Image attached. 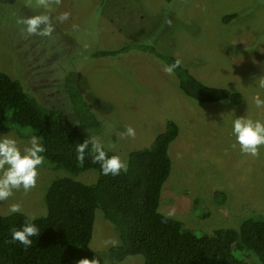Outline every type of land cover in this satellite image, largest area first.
<instances>
[{"label": "rangeland", "instance_id": "rangeland-1", "mask_svg": "<svg viewBox=\"0 0 264 264\" xmlns=\"http://www.w3.org/2000/svg\"><path fill=\"white\" fill-rule=\"evenodd\" d=\"M232 13L239 17L224 22ZM37 15L49 17L50 35L27 32L21 21ZM145 41L190 66L204 83L240 90L242 104L197 107L154 52L128 46ZM119 46L126 48L117 56H93ZM0 70L21 80L44 106L79 122L65 82L75 73L101 122L82 131L101 137L121 157L129 147H149L168 120L176 121L180 134L170 145L173 170L159 211L197 234L238 229L245 219L264 213V147L258 156L244 154L231 134L237 116L264 120V107L255 104L257 97L264 100L258 86L264 75V0H0ZM129 127L135 135H122ZM9 133L21 147L34 134L29 127L0 131ZM62 177L93 184L98 172L74 174L45 159L36 185L14 190L0 201V213L11 214V205L20 204V212L29 216L46 215L47 189ZM121 243L115 226L97 210L90 260L143 263L141 255L113 260L110 249Z\"/></svg>", "mask_w": 264, "mask_h": 264}, {"label": "trees", "instance_id": "trees-1", "mask_svg": "<svg viewBox=\"0 0 264 264\" xmlns=\"http://www.w3.org/2000/svg\"><path fill=\"white\" fill-rule=\"evenodd\" d=\"M237 17L238 13L228 14L223 21ZM149 44L132 42L128 46L154 52L166 66L179 61ZM119 47L96 50L93 56H117L126 48ZM173 75L197 107L222 101L239 106L244 100L240 90L208 85L181 62ZM65 79L79 122L58 108L44 106L21 80L0 70V131L29 127L42 138L46 147L43 155L55 167L74 174L95 169L98 180L86 184L72 177L54 179L46 192L47 214L35 220L40 233L32 237L33 243L27 248L12 240V232L30 216L20 211L0 213V264H78L90 259L88 246L97 210L115 226L122 241L110 249L113 260L141 255L142 264H264V213L245 219L238 229L219 228L197 234L182 221L159 211L163 186L173 170L170 145L180 134L176 121L168 120L149 147H129L122 157L127 171L119 175H104L87 152L83 160L78 159L76 146L89 138L83 128L99 127L101 122L85 101L75 73ZM108 154L118 153L109 150Z\"/></svg>", "mask_w": 264, "mask_h": 264}, {"label": "clouds", "instance_id": "clouds-1", "mask_svg": "<svg viewBox=\"0 0 264 264\" xmlns=\"http://www.w3.org/2000/svg\"><path fill=\"white\" fill-rule=\"evenodd\" d=\"M61 17V19H65ZM25 24L29 34L48 36L52 33L53 27L47 15H37L21 21ZM41 25H45L41 29ZM180 61L165 68L171 74L179 67ZM258 86L264 88V75L258 77ZM257 108L264 107V100L256 98ZM231 134L235 137L244 154L258 156L260 148L264 147V120L252 119L246 115L237 116L231 123ZM122 135L134 136L135 130L127 128ZM111 146H106L105 141L90 133V137L84 139L76 146L77 157L80 160L85 158L86 152L91 155L93 162L98 163L104 175H119L127 171V162L119 155H109ZM46 147L42 138L32 134L27 144L20 146V141L13 134H0V201H6L13 196L14 190L28 191L37 182L38 166L45 162ZM21 210L20 204H12L10 212L17 213ZM36 217H28L18 230L12 232V240L18 241L26 248L33 243L32 237L40 233L39 226L35 223ZM78 264H99L96 259H82Z\"/></svg>", "mask_w": 264, "mask_h": 264}]
</instances>
